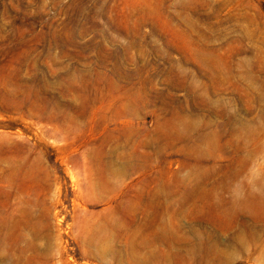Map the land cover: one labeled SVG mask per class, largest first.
<instances>
[{"label":"rangeland","instance_id":"obj_1","mask_svg":"<svg viewBox=\"0 0 264 264\" xmlns=\"http://www.w3.org/2000/svg\"><path fill=\"white\" fill-rule=\"evenodd\" d=\"M0 264H264V0H0Z\"/></svg>","mask_w":264,"mask_h":264}]
</instances>
